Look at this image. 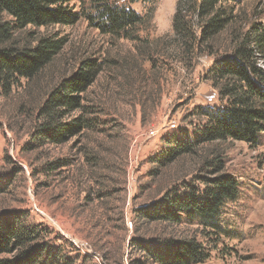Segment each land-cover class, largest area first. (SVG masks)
I'll return each instance as SVG.
<instances>
[{
	"label": "rangeland",
	"instance_id": "374dc122",
	"mask_svg": "<svg viewBox=\"0 0 264 264\" xmlns=\"http://www.w3.org/2000/svg\"><path fill=\"white\" fill-rule=\"evenodd\" d=\"M104 1L71 0L82 13L75 24L16 34L36 41L54 33L67 42L34 78L8 94L0 88V215L18 212L48 227L61 251L56 264H174L165 251L187 242L205 253L190 264H264V132L258 143L217 140L158 163L169 136L194 137L205 120L199 108L227 103L209 74L216 60L244 42L264 73V45L255 40L264 37V0L223 3L233 18L213 36L204 33L210 16L192 15L199 43L187 50L173 29L178 0H106L144 17L130 30L136 39L102 33ZM87 59L100 73L80 94L81 106L62 119L83 116L90 125L61 142L36 139L40 107ZM222 173L234 175L239 194L222 208L221 230L151 217L169 189H204L205 177Z\"/></svg>",
	"mask_w": 264,
	"mask_h": 264
},
{
	"label": "trees",
	"instance_id": "16d2710c",
	"mask_svg": "<svg viewBox=\"0 0 264 264\" xmlns=\"http://www.w3.org/2000/svg\"><path fill=\"white\" fill-rule=\"evenodd\" d=\"M229 1H177L173 29L186 50L199 43L191 16H210L204 33L213 36L232 21V13L228 14L226 7L222 6ZM98 11L99 21L96 23L102 33L138 38L131 35L130 30L144 21L140 13L106 0ZM81 17L82 13L72 7L71 0H0L1 90L8 94L21 79L34 78L67 42L65 37L54 33L41 35L36 41H29L27 37L17 38V33L29 26L73 25ZM89 18L94 20L93 16ZM255 40L259 46L264 45L263 36ZM252 58L253 52L242 42L231 55L214 62L209 74L227 103L223 107L198 109L197 113L205 120L194 130V137L172 134L165 139L168 149L158 159L161 166L192 152L202 143L227 139L258 143L264 132V73L255 66ZM100 70L95 59L84 60L82 67L52 90L39 109L43 123L35 130L33 136L36 139L61 142L88 126L90 120L83 116L69 121L62 118L81 106L80 94L93 84ZM205 178L204 189L195 188L192 184L183 193L169 189L162 201L151 208V217L174 223L186 220L221 230V210L227 201L237 199L239 183L230 173ZM51 233L48 227L30 223L18 212L10 216L0 215V264H56L61 251L50 242ZM152 254L160 260L165 259L157 250ZM165 254L174 260V264H190L205 259L201 245L193 242L171 245Z\"/></svg>",
	"mask_w": 264,
	"mask_h": 264
},
{
	"label": "built area",
	"instance_id": "2783aa9c",
	"mask_svg": "<svg viewBox=\"0 0 264 264\" xmlns=\"http://www.w3.org/2000/svg\"><path fill=\"white\" fill-rule=\"evenodd\" d=\"M151 134H155V131L154 130H151Z\"/></svg>",
	"mask_w": 264,
	"mask_h": 264
}]
</instances>
